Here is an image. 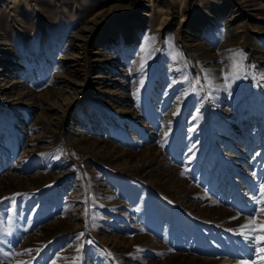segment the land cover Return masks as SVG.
I'll return each mask as SVG.
<instances>
[{
  "label": "rangeland",
  "instance_id": "obj_1",
  "mask_svg": "<svg viewBox=\"0 0 264 264\" xmlns=\"http://www.w3.org/2000/svg\"><path fill=\"white\" fill-rule=\"evenodd\" d=\"M0 83V264H264V0H0Z\"/></svg>",
  "mask_w": 264,
  "mask_h": 264
},
{
  "label": "bare ground",
  "instance_id": "obj_2",
  "mask_svg": "<svg viewBox=\"0 0 264 264\" xmlns=\"http://www.w3.org/2000/svg\"><path fill=\"white\" fill-rule=\"evenodd\" d=\"M3 82V81H2ZM1 84V83H0ZM1 85H3V84H1Z\"/></svg>",
  "mask_w": 264,
  "mask_h": 264
}]
</instances>
